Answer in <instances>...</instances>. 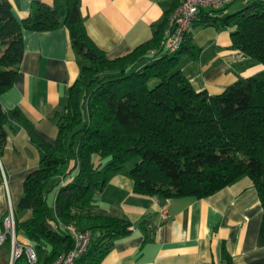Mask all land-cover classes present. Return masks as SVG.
Instances as JSON below:
<instances>
[{
    "label": "trees",
    "instance_id": "obj_1",
    "mask_svg": "<svg viewBox=\"0 0 264 264\" xmlns=\"http://www.w3.org/2000/svg\"><path fill=\"white\" fill-rule=\"evenodd\" d=\"M233 1L219 10L221 16L215 9L199 13L193 25L230 29L231 48L249 65L264 64V1L225 15ZM173 7L149 40L110 59L87 34L79 0H66L65 5L35 1L20 21L9 0H0V95L17 76L23 29L47 32L62 24L83 60L55 113L54 142L43 140L27 124L40 162L23 181L17 209L28 210L29 216L15 218V231L33 243L36 264H53L73 247L68 225L91 233L86 253L75 264H98L111 239L130 231L128 222L95 211L93 196L113 172L126 169L134 191L167 198L205 197L247 175L264 207V80L239 78L217 94L196 91L180 68L184 53L197 55L191 32L175 51L162 43ZM12 117H20L18 109L7 111L0 102V150ZM128 162H133L129 168ZM55 186L51 209L48 194ZM43 245L45 257L38 250Z\"/></svg>",
    "mask_w": 264,
    "mask_h": 264
},
{
    "label": "crops",
    "instance_id": "obj_2",
    "mask_svg": "<svg viewBox=\"0 0 264 264\" xmlns=\"http://www.w3.org/2000/svg\"><path fill=\"white\" fill-rule=\"evenodd\" d=\"M35 1L51 5L54 0H9L15 18L26 17ZM253 1L234 0L225 15ZM171 4L170 0H79L87 34L110 59L149 40ZM208 10L200 7L196 19ZM190 32L197 55L184 53L180 68L196 91L217 94L239 78L264 80V64L249 65L231 48L230 29L196 23ZM22 38L17 76L0 95L5 110L20 113L7 122L0 150V233L9 206L18 221L29 216L17 204L24 179L39 166L40 151L30 139L27 124L43 140L54 142L58 132L55 113L61 110L66 90L78 78L83 63L62 24L47 32L23 29ZM55 194L51 201L48 198L51 209ZM93 200L95 211L130 224L128 233L111 239L98 264H264V207L247 175L205 197L167 198L134 191V180L125 169L111 173ZM166 202L168 218L162 219ZM48 226L56 230L53 221ZM17 238L31 242L22 232ZM4 246L0 264H10L9 239L0 250ZM14 264L28 263L21 257Z\"/></svg>",
    "mask_w": 264,
    "mask_h": 264
},
{
    "label": "built area",
    "instance_id": "obj_3",
    "mask_svg": "<svg viewBox=\"0 0 264 264\" xmlns=\"http://www.w3.org/2000/svg\"><path fill=\"white\" fill-rule=\"evenodd\" d=\"M173 9L168 17V25L163 40L164 46L169 51H175L182 43L184 35L191 31L194 20L200 7L205 6L209 9H215L216 15H223V11L227 2L230 0H170ZM168 202L161 209V218H168ZM67 230L73 238V247L67 252H62L54 260L53 264H75L82 257L89 246L91 233L88 230L68 225ZM9 239L10 264H14L19 258L24 257L28 264H36L38 261L37 251L31 242H23L18 240L15 231V217L12 207L9 206L8 213L3 220V230L0 233V246Z\"/></svg>",
    "mask_w": 264,
    "mask_h": 264
},
{
    "label": "rangeland",
    "instance_id": "obj_4",
    "mask_svg": "<svg viewBox=\"0 0 264 264\" xmlns=\"http://www.w3.org/2000/svg\"><path fill=\"white\" fill-rule=\"evenodd\" d=\"M133 163V162H132ZM131 162H128V163H126L125 164V166L127 167V168H129L130 166H131V164H132ZM58 189V187L57 186H55L53 189H51V191L49 192V194H48V198H49V200L51 201V199H52V197H53V195L56 193V190ZM47 246L46 245H43L40 249H38V250H40L39 252L41 253V255H42V257H45V255L47 254V248H46ZM4 249H5V246L2 248V250H0V252L2 253L3 251H4Z\"/></svg>",
    "mask_w": 264,
    "mask_h": 264
}]
</instances>
